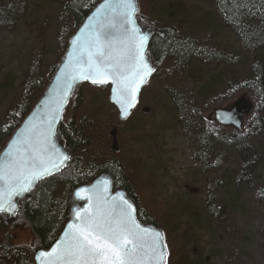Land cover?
I'll return each mask as SVG.
<instances>
[{"label":"rangeland","instance_id":"1","mask_svg":"<svg viewBox=\"0 0 264 264\" xmlns=\"http://www.w3.org/2000/svg\"><path fill=\"white\" fill-rule=\"evenodd\" d=\"M66 1L0 0V124L27 95L39 98L64 53L73 27ZM216 4L138 0L142 28L167 30L193 49L155 62L119 125L109 86L81 84L66 108L82 145L56 176L65 178L76 157L85 168L113 164L163 231L164 264H264V91L245 84L251 53ZM241 92L252 103L241 133L209 120ZM26 199L13 217L0 213V253L12 244L32 258L39 247L22 218Z\"/></svg>","mask_w":264,"mask_h":264},{"label":"water","instance_id":"2","mask_svg":"<svg viewBox=\"0 0 264 264\" xmlns=\"http://www.w3.org/2000/svg\"><path fill=\"white\" fill-rule=\"evenodd\" d=\"M133 3L136 6V10L132 14L133 23L128 24L126 22L127 17L124 15L126 9L122 6V0H98L69 36L66 49L55 66L41 95L0 148V167H3L6 173L11 163H18L23 157L27 163L21 167V171L24 172L26 177L30 171L29 165L31 164V160L28 159V153L36 157L37 163L51 159L58 167L53 169L50 164L46 163L47 174L34 179L30 186L24 184L23 180L21 185L10 186L7 177L0 181V198H2L4 208L8 209L10 203L13 205L10 211H0V213L10 214L17 211L18 207H20V200L24 197L29 199L33 189L40 181L58 174L71 164L72 153L64 144L58 131V126L72 96L81 84L88 82L96 86L109 85L108 99L118 111L117 125L129 115L143 86L156 69L155 61L148 49L153 31L144 29L138 24V0H133ZM125 28L128 29L127 32H125ZM133 28L136 29L135 42L130 40ZM100 31H105L107 36V39L104 40L105 53L100 59H106L109 55L113 57L117 55L127 56L126 66L121 68L122 76L125 79H135V83L132 84V88L135 91L130 97L131 107L125 103L123 114L120 103L122 99L121 83L113 84L112 76L104 77L107 79V83H92V79L96 77L94 69L89 67L88 58L89 54L92 53L94 54L93 60L97 59V48L94 38L96 33ZM142 35H146L147 39L144 40V46L140 49L142 55H137L135 49ZM81 56H83V61L80 59ZM133 56H136L135 60L132 59ZM137 63H146L152 71L138 72ZM84 75H88L89 78L84 79ZM113 89H116L115 93ZM251 107L250 98L245 92H242L238 97L227 102L226 106L214 107L208 117L209 120L215 121L219 126L234 128L241 133ZM110 134L112 137L111 149L116 151L118 143L115 126L110 130ZM65 156L68 157L67 160L63 159ZM112 182L110 173L101 172L91 181L77 185L72 189L68 219L57 237L47 248L39 246L33 251L32 259L34 264H40V261L36 259L40 252H51L56 247L57 241L64 237L69 223L74 225L79 223L77 212L82 214V210L85 209L91 211L97 205L98 197L103 202L104 207L112 205L113 201L120 203L121 200H127L132 205L133 219L142 228L150 230L149 239L156 232H159L161 234V242L165 245L163 231L153 223L141 221L137 216L134 200L124 188H113ZM21 186H27L28 190L21 192L19 195L15 194V191ZM81 189H84V191H80ZM165 254L166 248L164 250V258Z\"/></svg>","mask_w":264,"mask_h":264},{"label":"trees","instance_id":"3","mask_svg":"<svg viewBox=\"0 0 264 264\" xmlns=\"http://www.w3.org/2000/svg\"><path fill=\"white\" fill-rule=\"evenodd\" d=\"M97 1L67 0L65 2V8L70 12L73 24L71 34ZM216 8L224 21L234 30L238 42L241 41L246 52L251 53L249 66L252 74L247 76L245 84L256 94H262L264 91V0H217ZM148 49L151 57L159 66L165 58L174 55L188 56L193 47L186 40H176L167 30H162L152 33ZM196 51L201 52V49ZM37 98L38 96L33 100L27 95L26 100L17 107V110L7 116V121L0 124V148L32 108ZM71 101L76 104V95ZM65 117L66 109L58 131L71 153L77 152L82 145L81 135L74 130L73 123L70 122L71 117L69 122L65 120ZM102 171H108L111 174L113 188H124L134 200L138 218L143 222L151 221L141 208L128 181L125 179L119 181L113 164L100 168L90 165L85 168L79 157H76L70 173L65 178L56 175L45 178L35 186L31 197L22 203V218L31 230L38 246L47 248L61 231L68 219L69 197L72 189L91 181ZM0 264H34V262L25 248L11 244L0 253Z\"/></svg>","mask_w":264,"mask_h":264},{"label":"snow or ice","instance_id":"4","mask_svg":"<svg viewBox=\"0 0 264 264\" xmlns=\"http://www.w3.org/2000/svg\"><path fill=\"white\" fill-rule=\"evenodd\" d=\"M122 6L126 9L124 15L127 17V23L132 24V14L136 10L133 0H122ZM106 31V30H105ZM105 31L96 33L94 43L97 48V59L93 60L92 53L89 54V67L94 69L96 78L92 79L94 84L107 83L104 77L112 76V83H121L122 99L121 109L125 103L131 107L130 97L134 93L132 84L135 79H125L122 76L121 68L126 66L128 57L117 55L115 57L109 55L106 59H100L104 56L105 45L104 40L107 39ZM128 29L125 28V32ZM130 40L136 41V29H132ZM103 37V40H102ZM146 35H142L139 39L138 46L135 51L137 55H142L140 49L144 46ZM83 61V56L80 57ZM133 60L136 56L132 57ZM138 72H151L152 69L146 63H137ZM88 79V75L83 76ZM142 79V77H141ZM116 89H113L115 93ZM28 159L31 160L29 165L30 171L27 176L21 167L27 163L22 157L19 162H13L5 172L0 167V181L6 177L10 186L24 184L30 186L34 179L47 174L48 168L46 163L50 164L53 169L58 165L51 159L37 163L36 157L28 153ZM59 159V157H57ZM67 160L68 157H64ZM27 186H21L15 194L19 195L23 191H27ZM80 191H84L81 189ZM13 205L9 204V208L5 209L0 198V211H10ZM79 219L78 224L69 223L68 229L65 231L64 237L57 241L56 247L51 252H40L36 259L40 264H164L165 245L161 242V234L156 232L149 239V229H144L138 224L132 216V205L127 200H121L120 203L113 201L112 205L104 207L101 199L97 198V205L91 210H82V214L77 212Z\"/></svg>","mask_w":264,"mask_h":264},{"label":"flooded vegetation","instance_id":"5","mask_svg":"<svg viewBox=\"0 0 264 264\" xmlns=\"http://www.w3.org/2000/svg\"><path fill=\"white\" fill-rule=\"evenodd\" d=\"M15 213H17V211L12 212V213H10V214L7 213V216H8L9 218H10V217H13Z\"/></svg>","mask_w":264,"mask_h":264}]
</instances>
